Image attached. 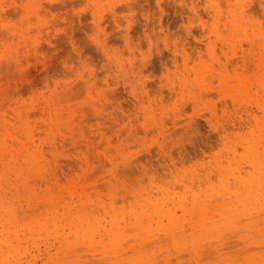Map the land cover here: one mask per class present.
<instances>
[{
	"label": "rangeland",
	"instance_id": "374dc122",
	"mask_svg": "<svg viewBox=\"0 0 264 264\" xmlns=\"http://www.w3.org/2000/svg\"><path fill=\"white\" fill-rule=\"evenodd\" d=\"M262 18L264 0H0V264H264ZM100 23L147 95L73 50Z\"/></svg>",
	"mask_w": 264,
	"mask_h": 264
},
{
	"label": "snow or ice",
	"instance_id": "6c2138e0",
	"mask_svg": "<svg viewBox=\"0 0 264 264\" xmlns=\"http://www.w3.org/2000/svg\"><path fill=\"white\" fill-rule=\"evenodd\" d=\"M91 7L92 5H85V7L81 11H87ZM77 14L79 15V13ZM261 28L264 29V18L261 19ZM10 30L11 29L8 25L4 26L5 33L9 32ZM89 43L94 45L96 49L102 52L105 64H108L110 61L114 62V67L111 71L115 77L132 78L133 76H136V75L140 77V79L136 81L137 90L133 92L134 97L139 99L141 94L147 95L146 93H143V89L146 86L144 82V76H143V69L145 65L143 63L137 62V60H139V56L137 57V60H124L123 62H120L119 60H117L116 56L113 55V50L108 47L107 42L105 40V32H104L103 23L97 24L95 31H93L91 35L86 36L83 39H81L78 43L76 41H73V50H76L77 48L87 47ZM148 50L151 51V46H149ZM14 55L15 54H13V57ZM13 57L0 56V60L6 59L9 62H11L13 60ZM143 59L146 62L147 56H144ZM65 67H67V65H65ZM81 68L84 69L85 71H91V72L96 71L95 68H92V69L86 68V66L83 63H81ZM74 71H75V68H74ZM24 74L26 73L21 68L20 61L17 60L16 61V75L19 77ZM74 78L76 80H82L83 75L82 74L76 75ZM69 83L71 82L69 81ZM104 84L108 85L109 80L105 79ZM107 91L111 92V88H108ZM157 96H159V90H157ZM165 111H170V109H165Z\"/></svg>",
	"mask_w": 264,
	"mask_h": 264
},
{
	"label": "bare ground",
	"instance_id": "6f19581e",
	"mask_svg": "<svg viewBox=\"0 0 264 264\" xmlns=\"http://www.w3.org/2000/svg\"><path fill=\"white\" fill-rule=\"evenodd\" d=\"M255 157H256V162H257V164L258 165H262L263 164V161L259 158V157H257L256 155H255ZM255 181H260V178H256V179H254Z\"/></svg>",
	"mask_w": 264,
	"mask_h": 264
}]
</instances>
